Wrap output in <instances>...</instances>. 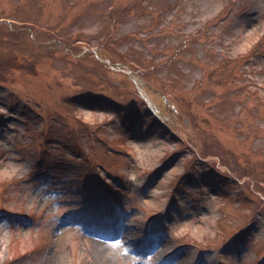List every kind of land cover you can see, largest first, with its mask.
<instances>
[{"label":"rangeland","instance_id":"obj_1","mask_svg":"<svg viewBox=\"0 0 264 264\" xmlns=\"http://www.w3.org/2000/svg\"><path fill=\"white\" fill-rule=\"evenodd\" d=\"M0 264H264V0H0Z\"/></svg>","mask_w":264,"mask_h":264}]
</instances>
